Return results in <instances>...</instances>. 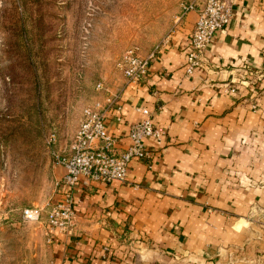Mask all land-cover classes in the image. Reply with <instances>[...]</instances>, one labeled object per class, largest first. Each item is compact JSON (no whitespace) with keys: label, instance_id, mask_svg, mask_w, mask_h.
<instances>
[{"label":"crops","instance_id":"crops-1","mask_svg":"<svg viewBox=\"0 0 264 264\" xmlns=\"http://www.w3.org/2000/svg\"><path fill=\"white\" fill-rule=\"evenodd\" d=\"M184 17L146 79H123L106 114L118 152L142 107L163 139L144 140L152 157L134 161L126 182L77 185L72 234L50 231L45 219L52 263L264 264V79L239 78L241 67L264 66V0H235L225 33L190 74L197 13ZM232 82L237 92L226 93Z\"/></svg>","mask_w":264,"mask_h":264},{"label":"rangeland","instance_id":"rangeland-1","mask_svg":"<svg viewBox=\"0 0 264 264\" xmlns=\"http://www.w3.org/2000/svg\"><path fill=\"white\" fill-rule=\"evenodd\" d=\"M190 1L0 0V264L52 263L56 155L85 107L120 96L122 55L170 42ZM28 208L41 209V223L23 218Z\"/></svg>","mask_w":264,"mask_h":264},{"label":"built area","instance_id":"built-area-1","mask_svg":"<svg viewBox=\"0 0 264 264\" xmlns=\"http://www.w3.org/2000/svg\"><path fill=\"white\" fill-rule=\"evenodd\" d=\"M235 0H193L182 5V17L190 12L197 13V21L187 47L186 71L192 73L195 68L202 67L208 45L218 33H225L226 26L232 18ZM160 47L148 55H142L138 47L128 49L121 57L118 67L122 71L127 85L139 84L146 79L152 60ZM241 82L258 83L264 79V66L251 69L241 67ZM235 82L225 89L226 93L237 92ZM98 90L103 85L97 86ZM119 99L118 95L97 101L82 111L78 130L71 142L69 150L63 156L56 155V163L64 169V175L57 182L59 199L46 212V222L50 231L67 235L76 227L74 192L78 184L91 183H124L129 174L131 164L140 159L150 160L152 150L144 144L145 139L160 142L164 133L153 123L147 108L138 110L144 119L130 128L131 144L122 152L120 138L109 131L106 124L108 114ZM256 109V106H252ZM41 209H25L23 218L27 221L40 222ZM54 264V263H51Z\"/></svg>","mask_w":264,"mask_h":264}]
</instances>
